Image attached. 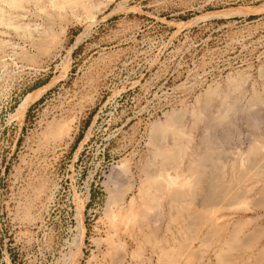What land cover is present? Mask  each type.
I'll use <instances>...</instances> for the list:
<instances>
[{
	"label": "rangeland",
	"instance_id": "obj_1",
	"mask_svg": "<svg viewBox=\"0 0 264 264\" xmlns=\"http://www.w3.org/2000/svg\"><path fill=\"white\" fill-rule=\"evenodd\" d=\"M254 144L264 0H0V264H217L221 249L252 264L264 166L237 186L244 211L217 206L216 238L153 185L193 181L190 157L209 152L215 165L180 199L198 210L205 180L232 185ZM159 145L180 157L162 164ZM233 222L250 247L228 249Z\"/></svg>",
	"mask_w": 264,
	"mask_h": 264
},
{
	"label": "bare ground",
	"instance_id": "obj_2",
	"mask_svg": "<svg viewBox=\"0 0 264 264\" xmlns=\"http://www.w3.org/2000/svg\"><path fill=\"white\" fill-rule=\"evenodd\" d=\"M44 90V88H40V89H37V90H35V91H31L30 93H28L22 100H21V102L17 105L18 107H17V110H16V108H15V111L17 112V114H19L20 116H21V114H24V111L26 110V108H27V106L29 105V103L35 98V97H37L40 93H42V91ZM176 112V111H175ZM169 114V113H168ZM19 115H17V116H19ZM19 116V117H20ZM21 118V117H20ZM49 130H50V133L51 134H61V132H62V130L58 127V126H55V125H52L50 128H49ZM158 131H159V129H158ZM151 135V134H150ZM153 138V137H152ZM158 138V137H157ZM154 140H155V138H154ZM255 143V142H254ZM164 144V143H163ZM149 145H151V144H149ZM263 146H264V144H262ZM152 146H155V145H152ZM162 147L164 146V145H161ZM160 145L158 146V148H159V150H158V153L162 156V158L161 159H163V161H162V164H163V162L165 161V163H167V162H169V163H171V161L172 160H174V159H178L179 157H178V154H179V150L177 149V148H173V149H171V150H165V149H163L162 147H161ZM248 148H250V147H248ZM157 149V148H156ZM182 149V148H181ZM250 150V149H249ZM253 150V151H252ZM216 151V150H215ZM250 151H252L251 153L252 154H249V155H251L252 157H253V155H255L252 159H247L248 158V156H247V158L245 159V160H243V163H242V165H239L240 164V162H239V167L234 171V176H235V182L231 185V184H223V182H219L220 181V179H219V181H218V179H215V181L213 180V177H215V176H213V177H211V179H208L207 178V180H205L206 182H204L203 184L204 185H202L203 187H202V194L200 193V195H201V197L199 198V202H198V204L197 205H199L200 206V208L198 209V208H195V209H198V210H190V208L188 207L190 204H188V203H183L182 201H180V199L183 197V196H185L186 197V195H189L190 196V194H193L192 192H191V189L193 188L191 185L193 184V183H195V181L196 180H200V179H202L203 178V167H204V164L205 163H208L209 164V162H211L212 163V158H211V160H210V155L208 154V153H204V154H197V157L196 158H194V157H190V161H189V163H188V165H187V170L188 171H192L193 172V175H194V179H192L193 181H191V182H185L183 179H180V178H178V179H175L174 181H170V184H168L169 182H168V180H167V182H165V184L161 181V180H155V182H154V185H153V187L154 188H156V189H165V190H167V192H169V195H170V198H171V200H174L177 204H176V206L175 207H177V205L178 206H180V208H178V209H182V210H184L185 211V222H186V224L188 225V227L190 228V230H192V228H196V226H198L199 224L201 225V222H204V224H208L209 225V228H210V230H209V232H208V236L209 237H214L215 236V234H217V233H220L219 231L221 230H219V228H221V226H218V223H220L219 222V220H218V217H217V215L215 216V210L217 209V212H219L218 211V208H217V206H220V205H226V206H230V205H234V207L236 208H234L236 211H244L245 210V206L248 204V202H247V204L245 205V203H246V191H244V190H240V189H237L238 187L237 186H239V185H241L242 184V182L247 178H249V177H251L250 175H252V174H250V172H253V171H257L258 170V168L260 167V166H262L261 167V169H260V171L258 172V173H261V170H262V168H263V166H264V147H262V146H257V144H254V149H251ZM213 152V151H212ZM218 152V151H217ZM216 152V153H217ZM222 152V151H221ZM223 153V152H222ZM250 153V152H249ZM158 155V154H157ZM219 155V154H218ZM159 156V155H158ZM215 158V157H214ZM124 160V159H123ZM215 160H216V158H215ZM214 161V160H213ZM217 161H219L218 159H217ZM220 162V161H219ZM210 163V164H211ZM161 164V163H160ZM161 164V165H162ZM215 165V163H212V165ZM217 164V163H216ZM219 164H221V163H219ZM167 164H164L163 166H166ZM169 165H172V163L171 164H169ZM237 165V166H238ZM208 166V165H207ZM206 165H205V167H207ZM167 167H168V165H167ZM220 168V167H219ZM257 170H256V169ZM205 169V168H204ZM212 170V169H211ZM221 171V170H220ZM151 172V171H150ZM212 172H210V174H211ZM257 173V174H258ZM150 174V173H149ZM215 174V173H214ZM255 173H253V175H254ZM151 175V174H150ZM156 175V174H155ZM154 175V177H156ZM252 175V176H253ZM153 176V175H152ZM249 176V177H248ZM255 176H256V174H255ZM258 176H260L259 174H258ZM154 177H150V178H152V180H154L153 178ZM168 177V176H167ZM148 178V177H147ZM217 178V177H216ZM219 178V177H218ZM186 180V179H185ZM188 180V179H187ZM147 181V180H146ZM149 181H151V179H149L148 178V182L147 183H149ZM247 181V180H246ZM193 182V183H192ZM203 182V181H202ZM230 182V181H229ZM167 183V184H166ZM151 184V183H150ZM243 184H244V182H243ZM242 184V185H243ZM251 184V183H250ZM249 184V185H250ZM248 185V186H249ZM253 185V184H252ZM251 185V186H252ZM150 187H151V185H150ZM152 187V188H153ZM192 187V188H191ZM245 187H247V186H245ZM163 189V190H164ZM247 189V188H246ZM252 189V188H251ZM255 195H257L256 197L259 199V200H262V198H264V186H261V187H259L258 189H256L255 190ZM148 195V194H147ZM193 196V195H192ZM148 197V196H147ZM256 197H255V199H256ZM152 198V197H151ZM184 198V197H183ZM182 198V199H183ZM195 198V197H194ZM148 199H150V198H148ZM154 199V198H153ZM153 199H151V200H153ZM180 201V202H179ZM262 201H264V200H262ZM261 201V202H262ZM130 202V201H129ZM252 202H254V201H252ZM257 202V201H256ZM260 202V201H259ZM258 203V202H257ZM173 204H174V202H173ZM188 205V206H187ZM128 207V206H127ZM157 207V206H156ZM172 208V207H171ZM176 208V209H177ZM192 209H194V208H192ZM130 210H131V208H130ZM221 211V210H220ZM230 211H233V210H230ZM131 212V211H130ZM146 213V212H145ZM134 215V214H133ZM225 215V214H224ZM233 216V215H232ZM132 217H134V216H132ZM155 217V216H154ZM146 218V217H145ZM220 218V217H219ZM230 218V217H229ZM131 219V218H130ZM232 219V218H231ZM132 220V219H131ZM173 220V219H172ZM184 220V219H183ZM225 220V219H224ZM235 220H237V219H235ZM243 220V219H242ZM230 221V223L232 222L231 220H229ZM238 221H240V220H238ZM222 223V222H221ZM227 222H225V223H222V225L223 224H225V225H227L226 224ZM243 223V222H242ZM185 224V225H186ZM233 224H235L234 222H233ZM203 225V224H202ZM201 225V226H202ZM221 225V224H220ZM232 225V224H231ZM236 225V224H235ZM233 225L234 227L233 228H231V229H233L231 232H230V234H229V237H228V239H227V241H225L226 242V245H227V247H228V249H230L231 251L232 250H238V249H241L242 247H250L249 246V244H248V246H246V244L244 243V242H246V240H244L245 238H243V239H241L240 237H239V234H238V229H239V224L238 225ZM242 225V224H241ZM240 225V226H241ZM244 225V224H243ZM201 226L199 227H197V228H200V229H202L204 226H202V228H201ZM261 226V225H260ZM242 227V226H241ZM244 227V226H243ZM230 228V227H229ZM228 228V229H229ZM257 228V227H256ZM186 229H187V227H186ZM223 229H224V227H223ZM226 229V228H225ZM241 229V228H240ZM196 230V229H195ZM197 230H199V229H197ZM241 230H243V229H241ZM252 230V229H251ZM223 231V233L221 232L220 234H225V232H224V230H222ZM227 231V230H226ZM253 231V230H252ZM261 231V229L259 228V231H257L258 233ZM152 232V231H151ZM194 232V231H193ZM256 232V233H257ZM153 233V232H152ZM183 233V232H182ZM181 233V234H182ZM199 233V232H198ZM228 233V232H227ZM248 233H249V231H248ZM252 233V232H251ZM257 233V234H258ZM242 234H244V233H242ZM218 235V234H217ZM251 235V234H250ZM255 235V234H254ZM220 237H221V235H219ZM256 236V235H255ZM205 237V236H204ZM219 237V238H220ZM222 237H224V235L222 236ZM148 238V237H147ZM214 238H216V237H214ZM217 238H218V236H217ZM196 239V238H195ZM206 239V238H205ZM212 239V238H211ZM225 239V240H226ZM259 239V238H258ZM197 240V239H196ZM202 240H204V239H202L201 238V242H202ZM210 239H208V242H210L209 241ZM250 240V239H249ZM212 241H213V239H212ZM211 241V242H212ZM215 241H217V239H215ZM215 241H213V242H215ZM220 241V240H219ZM251 241V240H250ZM205 242H207V241H205ZM218 243V242H217ZM222 243V242H221ZM223 243H224V241H223ZM188 243H186V244H184V245H182L181 246V250H185V249H187V250H189L188 249V246L189 245H191V243L189 242V245H187ZM225 244V243H224ZM257 244V243H256ZM219 245V244H218ZM225 245V246H226ZM264 245V244H263ZM220 246V245H219ZM224 246V245H223ZM255 246V245H254ZM263 247V246H262ZM221 248V247H220ZM264 248V247H263ZM226 249V248H225ZM261 249V248H260ZM260 249H259V251H260ZM192 250V249H191ZM221 251H222V249H221ZM221 251H219V254L217 253V254H214L215 256L214 257H216L217 258V256L216 255H218V261H217V264H229L230 262H231V260L229 261V259H230V255L229 254H226V253H224L223 251L221 252ZM228 251V250H227ZM230 251V252H231ZM264 251V250H263ZM181 252H183V251H181ZM217 252V251H216ZM225 252H226V250H225ZM186 253V252H185ZM195 253V252H194ZM215 253V252H214ZM238 253H240V252H238ZM242 253V252H241ZM257 253H259V252H257ZM256 253V254H257ZM260 253H262L261 251H260ZM192 254V253H191ZM239 255V254H238ZM237 255V256H238ZM250 255H252V254H250ZM236 256V255H235ZM256 256V255H255ZM124 257V256H123ZM196 257V256H195ZM199 257V256H198ZM241 257V256H240ZM250 257V256H249ZM251 258H252V256H251ZM256 259H255V262L253 261L252 262V264L254 263V264H264V256L263 255H259L258 257H255ZM253 260H254V256H253V258H252ZM242 260V259H241ZM243 260H245V258L243 259ZM237 261V260H236ZM173 262H175V261H173ZM240 262V261H239ZM176 263V262H175ZM174 263V264H175ZM235 264H236V262H234ZM247 263V262H246ZM238 264V263H237Z\"/></svg>",
	"mask_w": 264,
	"mask_h": 264
}]
</instances>
